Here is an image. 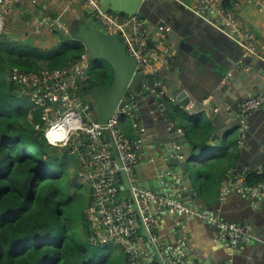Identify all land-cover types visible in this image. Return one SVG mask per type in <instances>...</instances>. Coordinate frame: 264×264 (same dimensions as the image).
I'll return each mask as SVG.
<instances>
[{
	"label": "crops",
	"instance_id": "obj_1",
	"mask_svg": "<svg viewBox=\"0 0 264 264\" xmlns=\"http://www.w3.org/2000/svg\"><path fill=\"white\" fill-rule=\"evenodd\" d=\"M151 2L155 11L165 16L169 29L174 27L176 30L174 37L178 38L177 44L180 45L171 53L177 62L174 71L188 86L189 96L202 99L203 105L214 100L215 111L223 108L228 112L225 117L233 119L230 115L232 111L238 113L239 103L255 89L254 79L248 80V77L241 76L244 68L232 67L243 62L240 46L174 0ZM260 3H264V0L244 2L236 15L240 23L252 33L264 57V8ZM89 15L85 5L70 3L69 0H37L35 3L23 0L9 8L3 20L6 19L4 29L10 35H16V39L51 49L60 41L59 37L52 34V29H59L64 37L73 39L72 28L78 20ZM174 44L159 33L148 32L146 59L155 70L154 73L148 69L145 72L151 75V79L168 67L165 49L167 45ZM226 66L230 70H226L223 78L219 77L220 70ZM256 66L258 76L264 80L262 67ZM254 68L250 62L245 69ZM230 71L234 72V76ZM156 83L153 85L156 90H166L163 83ZM179 85L182 84L179 82ZM139 95L133 96L138 103ZM192 105L191 102L183 107L166 99L167 113H173L172 123L182 135L181 145L184 148L197 146L204 151L194 163L195 168L190 177L194 190L192 195L187 190L182 165L177 161L180 156L166 155L163 141L160 140L166 131V119L161 111L153 110L149 101L141 102L140 106L136 104L135 109L128 108L127 113H122L121 129L125 136L137 141L142 154L133 173L139 185L154 191H166L185 203L187 196L196 197L197 202L188 205L192 210L187 213L155 218L153 232L163 243L172 242L174 235L180 232V238L184 239V259L190 260L192 257L195 259L192 261L198 263L219 264L220 257H229V248L217 235L216 229L197 215L199 208L217 213L227 223L246 225L264 239V191L262 195L253 197L236 188V185H244V179L249 175L264 178V105L250 112L243 126L224 131L220 138L213 141L214 123L205 119L196 121V114L188 111ZM85 116L91 119L89 114ZM225 117L220 121L222 125L225 124ZM228 118L226 121H230ZM133 122L137 123V127L133 126ZM85 142L82 139V149H85ZM88 171L82 165L83 182L88 180ZM213 259L215 262H212ZM234 260L237 264H264V242L241 244Z\"/></svg>",
	"mask_w": 264,
	"mask_h": 264
},
{
	"label": "built area",
	"instance_id": "obj_2",
	"mask_svg": "<svg viewBox=\"0 0 264 264\" xmlns=\"http://www.w3.org/2000/svg\"><path fill=\"white\" fill-rule=\"evenodd\" d=\"M22 1L0 0L1 23L6 11ZM36 1L30 0L31 3ZM174 1L239 45L243 58L251 57L264 61L254 36L240 23L236 15L237 9L244 2L252 0ZM69 2L85 5L104 30L118 33L127 51L136 59L140 72L146 73L145 70L148 69L154 73L153 64L146 59L149 31L140 15L121 16L103 11L98 0ZM260 5L264 8V3ZM165 54H168V48L165 49ZM88 66L89 59L85 52L65 69L25 72L13 68L7 77L15 82L20 93L27 96L34 107L41 109L45 122L43 132L50 145L64 148L68 141L75 137L71 152L79 160L80 174L82 165L84 169H89L87 178L91 198L85 215L92 241L119 248L131 262L147 256L148 243L151 241L157 247L164 264H200L183 258L184 239L180 238L173 244H164L152 230L155 218L167 214L187 213L189 208L184 201L171 193L154 191L137 183L132 167L141 161L142 154L137 141L125 136L121 129L122 113H127L128 108L135 109L136 103L132 101L129 107H118L104 127L82 113L75 88L77 80L83 77ZM151 91L155 92L156 88L152 87ZM263 105L264 96L260 94L242 100L238 105L240 121L245 122L250 112ZM133 126L137 127V123L133 122ZM82 139L86 140L85 149H82ZM112 145L115 148V157L128 177L129 190L120 188L122 181L118 177L119 167L110 151ZM236 188L242 193L256 197L262 195L264 182L248 186L244 181V185H236ZM197 215L216 229L217 235L229 249L238 250L241 244L251 241L264 242V239L252 232L248 226L227 223L213 211H202ZM140 226H144L148 231V240L142 236Z\"/></svg>",
	"mask_w": 264,
	"mask_h": 264
},
{
	"label": "trees",
	"instance_id": "obj_3",
	"mask_svg": "<svg viewBox=\"0 0 264 264\" xmlns=\"http://www.w3.org/2000/svg\"><path fill=\"white\" fill-rule=\"evenodd\" d=\"M51 32L60 38L51 49L9 32L0 37V264H128L123 251L92 241L85 215L90 187L73 182L65 151L45 139L41 109L7 77L13 68L65 69L85 53L80 41ZM111 78L110 69L91 72L99 86ZM244 181L256 186L264 178Z\"/></svg>",
	"mask_w": 264,
	"mask_h": 264
},
{
	"label": "water",
	"instance_id": "obj_4",
	"mask_svg": "<svg viewBox=\"0 0 264 264\" xmlns=\"http://www.w3.org/2000/svg\"><path fill=\"white\" fill-rule=\"evenodd\" d=\"M98 1L101 4L103 11H109L121 16L140 15L143 17L149 33H159L169 42L172 41L175 44L174 46L167 45L168 54L166 56V60L168 67L163 69V71L157 72L156 77L151 79V75L142 73L137 69L136 59L127 51L118 33H110L107 30H104L98 20H96L92 15H89L88 17L84 16L83 19L78 20L76 25L71 30L72 36L73 39L80 41L84 45L89 63L92 64L91 71L90 67H88L84 71L83 77L79 78L76 82L75 92L80 99V108H82V113L85 115L89 114L91 120L104 127L118 107H129L132 101H136L135 103L137 106H140L141 102L143 103L144 101H149L152 104L153 110L161 111L166 119V131L163 133V137L160 140L163 141V147L166 150V155H170L172 157L180 156L177 161L182 165V172L187 181L185 184L189 194L192 195L194 190L192 189L190 177L193 175V170L195 168L194 163L197 162V159L202 156L204 151L198 149L197 146L184 148L183 145H181L182 135L178 133V128L172 123L171 117L173 113H167L166 99H171L174 103H178L183 107L192 102L193 105L188 109V111L196 114V121L205 119L206 121L209 120L214 123L215 131L211 138L212 141L220 138V134L224 131L227 132L230 129H236L243 126L247 120L245 119V122H241L236 110L232 111L230 114L233 119H229L228 117H225L228 112H225L223 108H220L219 111H215L216 104L214 103V100L206 105H203L202 99L193 98L195 97L194 95L193 97L189 96L191 93L188 86L181 81L180 75L177 76L174 71L175 63L177 62L171 53L177 48V46L180 45L177 44L178 38L174 37L176 35V30L174 27L169 29V24L166 21L165 16L163 17L162 14L155 11L151 0ZM242 61L243 62L239 63L235 62L237 65L233 64L232 67H234V69L244 68V72L241 73V76H244V78L248 77V80L254 79L255 89L250 92L249 96L259 94L264 96V80L258 76L256 70V65H258L262 67V72L264 71V61L251 57H242ZM250 62L255 66V68L245 69L248 67ZM108 69L112 71L110 83L105 87L95 84L91 79V72ZM226 70H230L229 66L220 70V75L218 76L223 78ZM230 72L234 76V72ZM259 74L261 75V73ZM225 80H228V78ZM157 81L163 83L166 88L164 92H159L158 90L155 92L151 91V88ZM179 82L182 84L181 86L179 85ZM143 88L146 90H143ZM139 93L140 95L137 98H139L140 103H138L137 99L134 100L133 97H136ZM249 96L245 95L244 99ZM224 117L225 124L222 125V122L220 121H222V118ZM226 118L230 121H226ZM179 146L180 148L178 149L177 147ZM110 151L119 167L118 177L122 181V186L120 188L129 190L130 184L128 177L125 171L121 168V163L118 161L117 157H115V148L113 145L110 148ZM205 152H207V150ZM168 163H170V160H168ZM111 165H113V162H111ZM134 172L135 168L132 167V173ZM194 197H186L185 200L187 201V206L193 205L197 202L195 200L196 197ZM202 211L204 210L201 208L198 209V213H201ZM139 230L142 236L148 240L150 235L146 228L144 226H140ZM180 236V232H177L174 235V240L172 242L164 244H173L180 238ZM237 254V249H229V257H220L218 259L219 264H237L234 260V257ZM190 260L192 261L195 259L190 257ZM212 262H215V259H213ZM128 264H164V262L161 259L157 247L150 241L148 243L147 256L135 262L128 260ZM200 264H204L203 261H201Z\"/></svg>",
	"mask_w": 264,
	"mask_h": 264
},
{
	"label": "rangeland",
	"instance_id": "obj_5",
	"mask_svg": "<svg viewBox=\"0 0 264 264\" xmlns=\"http://www.w3.org/2000/svg\"><path fill=\"white\" fill-rule=\"evenodd\" d=\"M50 22V21H49ZM6 24V19H2V23L0 24V33L1 35L4 33V32H7L4 27L6 28L5 26ZM8 33V32H7ZM8 35H10V33H8ZM13 39H16L17 36L16 35H10ZM90 67V71L92 69V64L89 65ZM71 138V137H70ZM75 137H72L69 141H68V145L67 146H64V148H61L59 145L56 146L57 149L60 150V152H63L65 151L66 153V157H65V161L67 163V169H68V173L71 175L72 179H73V182L74 183H80L84 186H88L89 187V181L86 180L85 182H83L82 180V174H80L81 172V166H80V163H79V160L77 159V157H75L73 155V153L71 152L72 148H71V145L74 143V139ZM63 150V151H62ZM79 169V170H78ZM77 174V176H75ZM123 195V193H122ZM88 206V204L86 205ZM92 237V236H91ZM92 239V238H91ZM96 244V243H95ZM109 246V245H107ZM105 250V249H103ZM110 250L112 252H118L120 249L119 248H110Z\"/></svg>",
	"mask_w": 264,
	"mask_h": 264
},
{
	"label": "bare ground",
	"instance_id": "obj_6",
	"mask_svg": "<svg viewBox=\"0 0 264 264\" xmlns=\"http://www.w3.org/2000/svg\"><path fill=\"white\" fill-rule=\"evenodd\" d=\"M0 24H1V19H0Z\"/></svg>",
	"mask_w": 264,
	"mask_h": 264
}]
</instances>
